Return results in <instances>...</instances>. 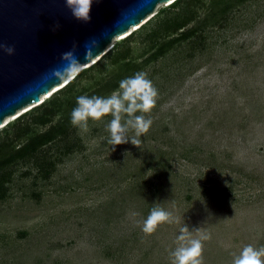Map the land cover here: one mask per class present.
I'll use <instances>...</instances> for the list:
<instances>
[{"label": "rangeland", "instance_id": "obj_1", "mask_svg": "<svg viewBox=\"0 0 264 264\" xmlns=\"http://www.w3.org/2000/svg\"><path fill=\"white\" fill-rule=\"evenodd\" d=\"M199 1L184 30L208 12L211 0ZM168 12L131 38L133 64L152 53L148 36L177 10ZM118 64L103 59L104 70L77 89L108 79ZM137 71L159 91L145 113L149 130L128 134L138 145L109 143V114L90 120L87 132L72 125L66 139L44 148L59 159L48 180L31 162L13 167L0 199V264H172L185 225L193 236L210 235L203 264H232L245 245H264V0L238 5ZM156 206L175 220L146 234Z\"/></svg>", "mask_w": 264, "mask_h": 264}, {"label": "water", "instance_id": "obj_2", "mask_svg": "<svg viewBox=\"0 0 264 264\" xmlns=\"http://www.w3.org/2000/svg\"><path fill=\"white\" fill-rule=\"evenodd\" d=\"M171 1L94 0L91 20L84 23L72 16L66 0H0V45L15 48L12 55L0 48V124L39 105L45 95L70 80L73 74L54 76L67 64L64 53L73 52L81 66L95 62L113 40L147 22L156 8ZM89 49L92 55L86 59Z\"/></svg>", "mask_w": 264, "mask_h": 264}, {"label": "trees", "instance_id": "obj_3", "mask_svg": "<svg viewBox=\"0 0 264 264\" xmlns=\"http://www.w3.org/2000/svg\"><path fill=\"white\" fill-rule=\"evenodd\" d=\"M247 0H211L208 12L205 17L199 19L195 27L185 29L191 21L196 20L197 6H200L199 0H175L168 5L167 9L151 17L145 24L147 25L155 16L160 13H166L169 10H177L176 13L168 18L161 20L158 28L151 31L149 39L152 45L148 46L147 51L152 53L143 60V64H133L130 57V48L128 46L131 38L138 30L145 28V24L137 30L131 32L128 36L120 39L112 48L105 53L97 62L88 68L81 70L71 81L46 98L41 104L22 113L14 120L8 122L0 130L4 132L0 137V199H4L8 193V183L13 174V167L19 163H33L37 168L41 178L48 180L53 169H55V160L58 158L46 157L45 147L68 136L72 130L70 113L76 105V97L81 94L108 95L118 87L119 81L135 73L136 69L147 65L158 58L163 57L168 51L176 45L188 41L191 37L201 32L205 27L218 22V19L227 16V14L238 5ZM171 13V12H170ZM179 32V33H178ZM169 39L165 41L159 38ZM122 43V44H121ZM121 50H118L122 48ZM116 52V53H115ZM111 59L113 63L118 64L119 71H114L108 79L98 78L91 88L77 89V83L88 75H92L94 70L103 71L99 68L102 60ZM12 129V133L9 132ZM68 153L73 151L72 145L67 146Z\"/></svg>", "mask_w": 264, "mask_h": 264}, {"label": "clouds", "instance_id": "obj_4", "mask_svg": "<svg viewBox=\"0 0 264 264\" xmlns=\"http://www.w3.org/2000/svg\"><path fill=\"white\" fill-rule=\"evenodd\" d=\"M174 1L167 3V6ZM93 2L94 0H66V7L70 9L72 16L76 20L87 23L91 20L90 12ZM56 27L58 28L59 25L57 24ZM95 43L93 42V44ZM0 48H3L8 55H12L15 52L14 46H9L7 43L0 45ZM91 55L92 51L89 49L85 58L87 59ZM62 58L67 64L62 70L54 72V76L57 79L66 78L68 75L76 73L70 78L69 81H71L81 70L91 66L81 68L82 63L71 51L64 53ZM63 86H60L57 90ZM158 95V88L154 85L153 80L148 77V74L144 71H137L122 78L118 87L108 95H89L87 93L78 95L76 97V105L70 113V121L79 131L87 132L89 131L90 120L100 121L103 117L110 114L112 118L107 123V129L110 132L109 143L113 147L129 141L134 145H138L140 141L135 139V137L130 138L128 134L134 130L135 136L139 137L149 130L152 120L151 118H146L145 113H149L154 108ZM43 101L39 103L41 104ZM174 220L175 217L171 211L164 207L156 206L151 209L145 218L142 230L146 234H151L156 231L161 223H172ZM194 230L199 232L198 228ZM208 239H210V235L204 233L193 236L185 225L177 236V246L170 253L172 264H203L204 242ZM232 264H264V245L258 247L253 244L245 245L233 257Z\"/></svg>", "mask_w": 264, "mask_h": 264}, {"label": "bare ground", "instance_id": "obj_5", "mask_svg": "<svg viewBox=\"0 0 264 264\" xmlns=\"http://www.w3.org/2000/svg\"><path fill=\"white\" fill-rule=\"evenodd\" d=\"M153 15H155V11H154V13L151 14L148 18L153 17ZM146 20H147V19H146ZM146 20H144V21H146ZM144 21L142 22L143 24L146 23V22L144 23ZM142 23H141V24H142ZM143 24H142V25H143ZM142 25H141V26H142ZM141 26H136V27L132 28L131 30H129V31L125 32V33H123V34L121 35L120 38L125 37V36L128 35L132 30L138 29V28L141 27ZM111 45H112V44H111ZM111 45H110V46H111ZM110 46L108 47V49L111 48ZM98 59H99V58H97L96 61H97ZM93 62H94V61H93ZM93 62H91V63H89V64H85V65H83V67H81V68H85V67H87V66H89V65H92ZM75 74H76V73H73V76H74ZM73 76H71V78H72ZM64 85H65V84H64ZM59 87H60V86H59ZM59 87L55 88L54 90H52L51 92H49V94L45 95V96L41 99V101H43V100H44L46 97H48L51 93L55 92ZM33 105H34V104H33ZM33 105H31V106L25 108L24 110H21V111L17 112V113H16L17 115H16V114H15V115L18 116L20 113H23L25 110L31 108ZM13 116H14V115H13ZM16 116H15V117H16ZM11 117H12V116H11ZM11 117L6 118L5 121L3 122V123H4L3 125H5L7 122H9L8 120L11 119ZM15 117H13V118H15ZM13 118H12V119H13ZM3 125L0 124V127H3Z\"/></svg>", "mask_w": 264, "mask_h": 264}]
</instances>
